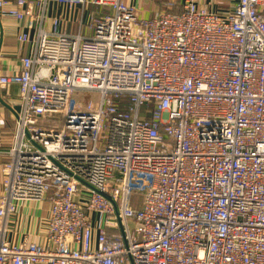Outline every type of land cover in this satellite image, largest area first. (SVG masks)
Wrapping results in <instances>:
<instances>
[{
  "label": "built area",
  "instance_id": "built-area-1",
  "mask_svg": "<svg viewBox=\"0 0 264 264\" xmlns=\"http://www.w3.org/2000/svg\"><path fill=\"white\" fill-rule=\"evenodd\" d=\"M164 1L142 19L123 0H0L20 42L34 29L0 73L18 87L0 264H264V0ZM44 200L45 243L6 239L17 204Z\"/></svg>",
  "mask_w": 264,
  "mask_h": 264
},
{
  "label": "crops",
  "instance_id": "crops-1",
  "mask_svg": "<svg viewBox=\"0 0 264 264\" xmlns=\"http://www.w3.org/2000/svg\"><path fill=\"white\" fill-rule=\"evenodd\" d=\"M137 9L138 16L149 19L156 15L160 8V1L164 0H123ZM176 4V10L182 11L184 0H170ZM218 8H225L229 4L226 0H217ZM203 2V1H201ZM49 4L48 12L51 16L59 15V10ZM178 11V12H179ZM177 13V12H175ZM76 30L71 28V33ZM25 21H16L12 18L0 15V73L9 74L20 67L21 58L30 54L33 48L34 29L29 31L30 40L22 43L18 36L26 32ZM18 87L9 85L7 89L0 91V195L3 191L2 168L7 161V151L13 141L14 113L11 107H18ZM49 215L48 201H27L17 204V213L6 224V239L11 242H19L23 236L29 241L45 243V227Z\"/></svg>",
  "mask_w": 264,
  "mask_h": 264
},
{
  "label": "rangeland",
  "instance_id": "rangeland-1",
  "mask_svg": "<svg viewBox=\"0 0 264 264\" xmlns=\"http://www.w3.org/2000/svg\"><path fill=\"white\" fill-rule=\"evenodd\" d=\"M90 10L91 11L99 10V7H97V6H91L90 7ZM105 10H106L105 8L102 9V11L106 12ZM73 97L77 101H79V98L80 97L83 98V100L85 101L86 99H95V98H97L98 97V94L96 92H83V91H80V92L74 93ZM147 107L150 108V106H147L146 104H144V105L141 106V110L143 111ZM61 113H63V109L60 110L59 114H61Z\"/></svg>",
  "mask_w": 264,
  "mask_h": 264
},
{
  "label": "trees",
  "instance_id": "trees-1",
  "mask_svg": "<svg viewBox=\"0 0 264 264\" xmlns=\"http://www.w3.org/2000/svg\"><path fill=\"white\" fill-rule=\"evenodd\" d=\"M164 2H165V1H163V3H164ZM159 3H160V5H161L162 1H160ZM175 6H176V4L173 3V5H172V7H171V12H173V13H175V12L180 13L181 10H180V11H179V10H176V9H175V8H176ZM178 11H179V12H178Z\"/></svg>",
  "mask_w": 264,
  "mask_h": 264
}]
</instances>
